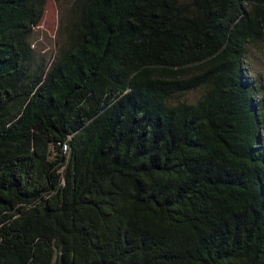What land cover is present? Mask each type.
I'll use <instances>...</instances> for the list:
<instances>
[{"label":"trees","instance_id":"trees-1","mask_svg":"<svg viewBox=\"0 0 264 264\" xmlns=\"http://www.w3.org/2000/svg\"><path fill=\"white\" fill-rule=\"evenodd\" d=\"M46 5L0 0V264H264V0H75L51 60Z\"/></svg>","mask_w":264,"mask_h":264},{"label":"rangeland","instance_id":"rangeland-1","mask_svg":"<svg viewBox=\"0 0 264 264\" xmlns=\"http://www.w3.org/2000/svg\"><path fill=\"white\" fill-rule=\"evenodd\" d=\"M75 0H47L45 14L41 24L36 28L33 37L34 47L37 52L44 54L50 60L54 59L59 51L64 38V28L70 17L71 8ZM187 1V0H183ZM264 47V46H263ZM260 56L252 58L250 71L254 77L264 83V54L259 50ZM202 89L179 97L178 101L195 103L202 97ZM264 94V89H263ZM177 104V103H174Z\"/></svg>","mask_w":264,"mask_h":264}]
</instances>
